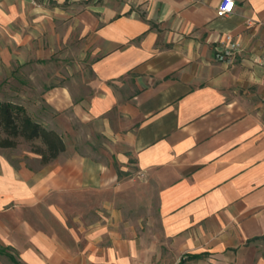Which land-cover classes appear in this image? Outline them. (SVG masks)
<instances>
[{"label":"crops","instance_id":"0c3cea01","mask_svg":"<svg viewBox=\"0 0 264 264\" xmlns=\"http://www.w3.org/2000/svg\"><path fill=\"white\" fill-rule=\"evenodd\" d=\"M234 1L0 0V103L66 146L0 149V264H264V0Z\"/></svg>","mask_w":264,"mask_h":264},{"label":"trees","instance_id":"16d2710c","mask_svg":"<svg viewBox=\"0 0 264 264\" xmlns=\"http://www.w3.org/2000/svg\"><path fill=\"white\" fill-rule=\"evenodd\" d=\"M27 144L42 164L55 161L66 150L58 133L34 121L24 107L0 103V149H15Z\"/></svg>","mask_w":264,"mask_h":264},{"label":"built area","instance_id":"2783aa9c","mask_svg":"<svg viewBox=\"0 0 264 264\" xmlns=\"http://www.w3.org/2000/svg\"><path fill=\"white\" fill-rule=\"evenodd\" d=\"M236 4L234 0H221L217 8V16L220 18L228 17L235 11ZM243 51V46L238 37L229 33L225 36L221 46L216 54V59L225 63H233L236 56Z\"/></svg>","mask_w":264,"mask_h":264},{"label":"rangeland","instance_id":"374dc122","mask_svg":"<svg viewBox=\"0 0 264 264\" xmlns=\"http://www.w3.org/2000/svg\"><path fill=\"white\" fill-rule=\"evenodd\" d=\"M75 72H74V76L75 79L79 78L80 76H84V77H89L90 76V72H89V67L85 66V67H74ZM7 84V82H5ZM12 83V82H11ZM25 84L32 87V89H34V83H30L29 81H27ZM30 88V87H29ZM16 150L14 151L15 153L19 154V155H23L26 152H29L31 149L27 144H22L19 147L15 148Z\"/></svg>","mask_w":264,"mask_h":264}]
</instances>
